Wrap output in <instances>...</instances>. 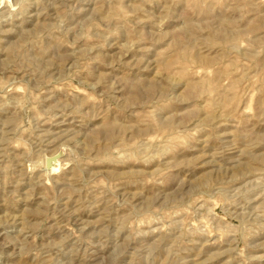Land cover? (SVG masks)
<instances>
[{
  "label": "rangeland",
  "instance_id": "rangeland-1",
  "mask_svg": "<svg viewBox=\"0 0 264 264\" xmlns=\"http://www.w3.org/2000/svg\"><path fill=\"white\" fill-rule=\"evenodd\" d=\"M0 264H264V0H0Z\"/></svg>",
  "mask_w": 264,
  "mask_h": 264
},
{
  "label": "water",
  "instance_id": "water-1",
  "mask_svg": "<svg viewBox=\"0 0 264 264\" xmlns=\"http://www.w3.org/2000/svg\"><path fill=\"white\" fill-rule=\"evenodd\" d=\"M56 157V154L54 153V154H52V155H50V156H46V158H45V163H48L50 160H52L53 158H55Z\"/></svg>",
  "mask_w": 264,
  "mask_h": 264
}]
</instances>
